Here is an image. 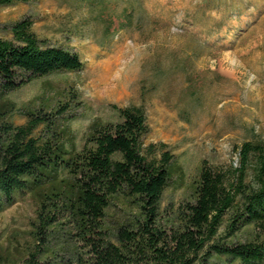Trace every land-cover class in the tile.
I'll return each instance as SVG.
<instances>
[{"label": "trees", "instance_id": "obj_1", "mask_svg": "<svg viewBox=\"0 0 264 264\" xmlns=\"http://www.w3.org/2000/svg\"><path fill=\"white\" fill-rule=\"evenodd\" d=\"M3 28L12 37L0 36V211L16 193L35 202L21 264H264V138L243 141L236 163L202 159L192 199L163 217L175 154L164 142L145 143L143 108L114 106L117 119L92 121L78 150L64 124L79 102L72 91L55 102L39 96L14 124L15 104L3 95L83 61L39 39L27 16ZM120 197L127 216L109 225L106 209Z\"/></svg>", "mask_w": 264, "mask_h": 264}, {"label": "rangeland", "instance_id": "obj_2", "mask_svg": "<svg viewBox=\"0 0 264 264\" xmlns=\"http://www.w3.org/2000/svg\"><path fill=\"white\" fill-rule=\"evenodd\" d=\"M25 16L39 39L76 51L83 66L3 95L15 104L8 118L20 125L39 96L55 102L72 91L79 102L64 124L78 150L92 121L116 120L114 106H141L145 143L164 142L175 154L163 217L192 199L202 159L236 163L243 141L264 138V0L15 2L0 7V36L11 38L3 27ZM34 211L27 191L0 211V264H21ZM127 212L120 197L106 209L107 224Z\"/></svg>", "mask_w": 264, "mask_h": 264}]
</instances>
